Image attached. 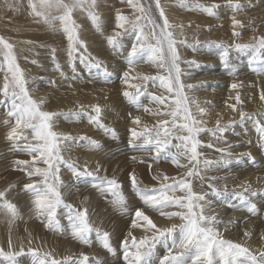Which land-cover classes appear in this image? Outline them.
Listing matches in <instances>:
<instances>
[{
    "label": "snow or ice",
    "instance_id": "snow-or-ice-1",
    "mask_svg": "<svg viewBox=\"0 0 264 264\" xmlns=\"http://www.w3.org/2000/svg\"><path fill=\"white\" fill-rule=\"evenodd\" d=\"M132 9L131 15L117 10L115 13V28L112 34L105 36V18L100 11V0H27L28 15L37 24L46 26L51 33H60L66 40L67 65L73 73L76 71V62L79 61L89 74L95 73L103 82H110L111 73L107 64L91 55L87 42L82 39V26L77 23L76 16H86L96 33L104 36L108 48L116 56L122 57L130 69L138 62L151 63L160 72L166 74L138 75L132 77L130 71H125L121 82L125 85L121 95L128 104L136 109L143 108L145 113L158 116H167L169 119H160L155 125H143L129 129L128 145L133 151L149 152L151 159L159 161L161 158L170 161L178 169H186L179 176L158 174L152 177L158 186H141L134 173H129L133 192L142 203L161 217L169 220L178 219L179 223H172L166 227L158 226L144 210L137 208L132 217L131 227L141 228L146 233L137 238L129 231L120 242L124 264H264V249H251L243 243L225 239L220 230L222 224H233L219 218L220 214L212 211L214 203L224 204L232 209H244L250 215L259 214V208L254 199L264 198V189H255L252 184L244 181L231 190L227 185L217 187L216 183L225 177H208L203 173L208 170H220L231 164L233 153L229 151L226 133L236 124L245 125L251 121L252 129L257 134V143L264 150V112L247 113L239 110V120L222 123L217 119L215 127H206L202 119L207 115V109L196 101L190 100L185 94V85L181 82L179 67L180 54L173 25L165 13L161 0H121ZM158 13V16L154 14ZM5 6L18 11L20 0H5ZM179 6L200 10L209 16L216 15V9L221 7L216 3L205 5L194 0H179ZM227 7L234 11H241L244 5L239 0H227ZM162 21V23H161ZM233 36L240 35L235 31L241 26V20L232 17ZM181 27H183L181 25ZM125 38H134L130 49L126 50ZM253 43H236L230 47L223 44L216 45L219 59L230 74L235 69L230 67V51L232 48L238 53L248 56L250 70L257 74L264 73V36L254 38ZM33 44L34 41H23ZM210 45L215 42H208ZM40 47L46 45L40 44ZM190 46V45H189ZM51 59L57 71L62 66L57 61V49L48 45ZM126 52V54H125ZM32 63H37L33 60ZM189 64L195 63L188 61ZM0 71L5 73L3 89L4 99L0 105L5 106L3 126L7 129L5 140L8 141L11 153H22L29 159H14L11 162L13 170L21 171L31 181L23 185V191L29 195L31 211L41 219L47 230L64 235L67 233L73 240L91 246L93 242L111 255H116L112 243V234L102 227L96 226L91 220V212L87 207H77L67 202L64 188L65 181L61 178L62 169H66L76 181H92V187L102 194L111 197L110 203L121 215L129 214L127 197L122 192V185L115 176H100V165L95 171L89 170L87 164L81 166L71 158H65L64 153L71 151L75 146L89 150L102 148L101 143L86 135L73 136L69 133L58 132L56 119L60 116L66 119L79 120L84 117L105 136L118 140L119 134L114 127L104 123L105 108L99 104L91 105V111L82 105L79 111L51 112L44 109L45 99H34L30 94L24 71L17 62L16 46L4 36H0ZM134 79L140 83H132ZM159 82V87L167 95H157L149 92L148 83L153 86ZM191 88L192 86H187ZM235 89L237 84L230 85ZM142 98L149 99L157 105L153 111L142 103ZM260 99L264 101V93ZM237 103L242 104L239 94ZM210 103V102H206ZM196 111L193 112L192 105ZM236 111V104L231 105ZM131 116V113H129ZM132 123L140 126L141 118L132 117ZM247 131V129H245ZM202 133L210 134L225 147L216 148L219 158L209 160L203 158L202 147L213 148V144H205L201 139ZM248 157L254 162L251 153L239 154L236 159ZM136 161L137 157H131ZM140 162H144L142 159ZM43 165V166H40ZM151 168V165H149ZM199 180L201 188L208 181V191L195 190V181ZM17 187L15 183L8 184L0 190V213H3L9 222L20 215L15 203L8 199L9 194ZM177 192L182 195H176ZM84 203V202H82ZM176 208V211H166ZM63 215L66 223L61 222ZM224 231H230L225 228ZM245 237L250 232L245 230ZM94 237V239H93ZM264 239V236L261 237ZM31 244V241H29ZM162 246L164 255L157 254V247ZM30 257L31 264H105L97 255L89 256L80 253L79 256L66 255L57 257L54 250L43 251L22 246L17 251L13 249L9 239L8 250L0 248V264H21V258Z\"/></svg>",
    "mask_w": 264,
    "mask_h": 264
},
{
    "label": "rangeland",
    "instance_id": "rangeland-1",
    "mask_svg": "<svg viewBox=\"0 0 264 264\" xmlns=\"http://www.w3.org/2000/svg\"><path fill=\"white\" fill-rule=\"evenodd\" d=\"M193 2L194 0H188L189 4ZM239 2L244 5V8L237 12L227 7V0H199V3L205 5L212 3L221 5L216 9L215 16H209L200 10L180 7L179 0H161L169 22L173 25L171 30L176 40L186 41L185 44L178 43L181 58L179 67L181 82L185 85L184 92L190 100L196 101L207 109L208 114L202 119L206 121L205 126L209 128L215 127L217 119L222 123L231 120L238 121L241 109L247 113L264 112V101L260 99L261 94L264 93V73L257 74L250 70L248 56L232 48L230 67L235 69V74H230V71L226 70L220 62V49L216 46L223 44L225 47H230L236 43H253L254 38L264 36V0H239ZM100 4V11L106 21L105 36L112 34L115 28L117 10L126 15L132 14V9L121 0H100ZM154 14L158 16L155 10ZM233 16L241 20L243 25V27H235V31L240 33L238 36H233ZM76 20L82 26L81 37L87 42L88 51L107 64L108 71L111 73L110 82H103L97 78L95 73L90 75L79 61L76 62V71L73 73L67 65L64 36L60 33H51L46 26L35 23L28 15L27 0H20L18 11L8 9L5 6V0H0V36H4L15 44L17 62L29 80L28 88L32 97L37 100L43 97L46 101L44 109L51 112L79 111L81 105L91 111V105L99 104L105 108L104 123L114 127L119 134L118 140L110 139L84 117L76 120L60 116L56 119V131L73 136L86 135L98 140L102 145V148L98 150L75 146L71 151L64 153L65 158H71L81 166L87 164L89 170L92 171L100 165L98 173L100 176L106 175L110 178L115 176L122 185L121 190L129 204V214L126 215L117 212L109 202L111 197L92 187L91 180L76 181L68 170L62 169L61 171V178L66 184L64 192L67 202L77 207L90 209L91 220L94 224L111 232L116 255L107 253L95 242L91 246H86L73 240L67 233L60 235L47 230L41 219L31 211L30 197L23 191V185L31 181L23 172L13 170L11 167L14 159H29V157L22 153L9 151L10 145L4 138L7 129L2 123L5 113L4 105H0V190L10 183L17 185L9 194L8 199L17 205L20 215L9 222V219L0 213V248L7 251L9 239H11L13 249L17 251L21 246L25 250L29 247L43 251L54 250L58 258L66 255L79 256L83 252L89 256H99L105 264H124L120 242L126 234L131 231L138 239L151 235L141 228L131 227L132 217L137 208L144 210L160 227L179 223L178 219H166L158 212L147 208L133 192L129 173L136 175L142 187L151 188L158 186L157 182L152 179L154 175L179 176L186 169H178L163 158L155 161L151 159V153L133 151L128 145L129 129L139 130V127L145 124L151 127L158 120L169 119V117L145 113L143 108L136 109L128 104L121 95L125 88L121 82V76L125 71H130L132 77L141 74L166 73L160 72L151 63L145 62H138L130 69L122 57L112 53L104 36L95 32L86 16L77 14ZM132 39L134 38H125L126 50L130 49ZM29 40L34 43H23ZM210 41L215 44L210 45L208 43ZM40 44L46 47H40ZM48 45L57 49V61L62 66L63 76L54 66ZM33 60L37 63H32ZM188 61L195 63L189 64ZM4 75L5 73L0 71V90L3 89ZM131 82L140 83V80L134 79ZM233 83L237 84L235 89L230 87ZM189 85L192 87H187ZM147 90L157 95H167L159 87L158 81L155 86L149 82ZM237 94L242 104L237 103ZM3 99V93L0 91V100ZM142 103L153 111L158 108L147 98H142ZM233 104H236V111L231 108ZM192 110L196 111L194 104ZM135 116L141 118L140 126L132 123V117ZM201 139L205 144L211 143L214 146L200 149L203 158L218 159L220 154L215 149L225 147V145L208 133H202ZM226 139L231 145L229 151L233 153L231 164L228 167H221L218 171L208 170L203 174L208 177H225L226 179H221L216 183L217 187L227 185L231 190L234 186L247 181L255 189H264V150H261L257 143V134L252 129L251 121L243 126L236 124L226 133ZM244 152L251 153L254 162L248 157L236 159ZM133 156L137 157L136 161L131 159ZM141 159L144 162H140ZM207 183L208 181H205L204 187L201 188L200 181H195V190L208 191ZM176 195H182V193L177 192ZM253 202L260 210L256 216L250 215L244 209H232L221 203H214L212 211L219 213V218L222 220L232 219L234 221L233 224L220 225L225 239L243 243L254 250L264 249V239H261L264 236V198H255ZM176 210V208L166 209V211ZM60 219L62 223H66L63 215ZM225 228H229L230 231H224ZM245 230L250 232L249 237H245ZM157 254H165L162 246L157 247ZM21 264H31L30 257H22Z\"/></svg>",
    "mask_w": 264,
    "mask_h": 264
},
{
    "label": "bare ground",
    "instance_id": "bare-ground-1",
    "mask_svg": "<svg viewBox=\"0 0 264 264\" xmlns=\"http://www.w3.org/2000/svg\"><path fill=\"white\" fill-rule=\"evenodd\" d=\"M254 104V103H253ZM224 107V106H223ZM227 107V106H226ZM224 109V108H223ZM224 111V110H223Z\"/></svg>",
    "mask_w": 264,
    "mask_h": 264
}]
</instances>
